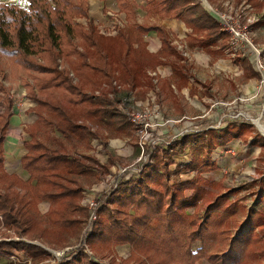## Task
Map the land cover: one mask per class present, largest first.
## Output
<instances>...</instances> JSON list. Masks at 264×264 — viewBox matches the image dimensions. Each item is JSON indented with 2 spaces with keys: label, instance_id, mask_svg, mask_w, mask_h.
Segmentation results:
<instances>
[{
  "label": "trees",
  "instance_id": "16d2710c",
  "mask_svg": "<svg viewBox=\"0 0 264 264\" xmlns=\"http://www.w3.org/2000/svg\"><path fill=\"white\" fill-rule=\"evenodd\" d=\"M116 1L129 19L128 28L116 35L101 33L89 18L87 0H29L27 9L15 5L0 8L1 51L13 55L33 75L25 81L27 87H32L29 94L35 102L33 110L68 140L97 137L95 125L114 133L130 128L110 95L116 89L114 81L120 79L133 88L145 84L152 86L149 61L166 63L146 49L144 33L157 31L162 40V53L179 54L164 26L139 21L135 0ZM145 2L148 10L159 13L162 18L183 20L192 29L189 35L196 37L198 46L208 48L220 40L227 46L218 21L201 0ZM80 17H85L87 22L75 20ZM243 64L248 77H260L248 58L243 59ZM5 78L6 71L3 70L0 72V215L4 226L13 229L19 237L37 239L35 235L42 218L38 204L48 200L51 202L48 212L54 215L53 223L57 226L50 232L66 235L81 224V215H90L89 207L81 203L85 187L99 181L108 172V165L101 164L92 155H72L63 145L49 149L35 138L24 142L27 152L21 159L22 167L29 173L28 179L7 173L3 140L13 114V101L4 95L9 92ZM254 129L251 122L231 121L220 129L189 133L181 139L199 144L195 150L208 153L237 138L248 141V137L253 136L252 143L256 144L258 136L254 135ZM181 139L172 143L173 153L166 150L163 154H154V161L143 167L137 177L123 179L117 188L103 194L96 209L97 218L87 237L69 260L64 257L53 264H100L84 250L98 238L113 245L131 244L134 252L145 256L138 258L139 263L144 264L147 259L151 261L153 253L160 254L165 264H194L202 257L211 264H239L244 254L241 247L254 244L264 235L254 232L261 224L260 218H254L245 232L235 236L221 256L208 253L210 248L205 243L206 250L201 247L192 251L197 240L205 241L211 226L203 219L197 222L186 211L203 196L204 189L195 185L197 178L178 184L170 182L174 174L197 169L195 161L170 169L175 147ZM215 168L216 164L211 163L199 173ZM263 182L264 175L256 179L259 187L256 196L261 197L264 192ZM189 187L195 189L191 197L184 193ZM216 202L210 205V210L215 209ZM222 223L223 219L218 216L211 222L216 226ZM211 232V237L217 238ZM12 248L33 259L51 255L40 245L22 239L0 240V254ZM137 253L135 255L139 257ZM151 262L155 264L153 260Z\"/></svg>",
  "mask_w": 264,
  "mask_h": 264
},
{
  "label": "rangeland",
  "instance_id": "374dc122",
  "mask_svg": "<svg viewBox=\"0 0 264 264\" xmlns=\"http://www.w3.org/2000/svg\"><path fill=\"white\" fill-rule=\"evenodd\" d=\"M85 2L86 0H81ZM116 1V0H115ZM114 1V2H115ZM210 3L215 5H220L219 2L221 0H209ZM261 3V4H257ZM88 3V10H89V18L92 19L95 22V19L90 14V8H89V0H87ZM102 3L104 5L108 3L103 2V0H99L97 6H102ZM117 3V1H116ZM135 3L137 4V15L138 19L141 22H156L161 19H163L159 13H156L154 11H150L146 8V2L145 0H135ZM203 3V2H202ZM250 4L253 9L250 11L253 13L252 15V22L250 23V33L252 35L253 41L255 44L262 47L264 50V0H230L228 5L219 6L220 9L227 8V6H230V9L232 10H238L239 12L242 11L239 8L244 7L246 4ZM29 4V0H0V8L3 5H15L21 9H27ZM204 4V3H203ZM110 5V3H109ZM222 5V4H221ZM96 6V7H97ZM118 8L109 10L106 7H100L99 10L104 11H110L106 16V20L104 23L100 24V26L95 23L101 33L106 35H116L118 32L122 29L128 28L129 19L127 18V14L121 10L117 3ZM111 8H115V6L110 5ZM206 7V6H205ZM239 7V8H237ZM120 9V11H119ZM121 12V14H120ZM246 12V10H245ZM243 13L242 20L244 23H246L248 18V12ZM170 18V17H167ZM78 22L86 23L87 19L85 17H80L75 19ZM221 27V26H220ZM191 31L192 29L189 28ZM222 30V28H221ZM222 32L225 34V40L227 43V46H225V42H222L221 48H216V50L212 49H204L205 51H214V54H217L218 56H221V52L223 51V48H226L225 57L231 58L227 51L231 48L230 44V37L229 34L222 30ZM146 33L143 34V37ZM193 44L197 45L196 37H192L190 40ZM224 43V46H223ZM176 45V44H175ZM179 54H169L173 55V57H176L177 65L181 67V63H179L180 60H184L186 58L187 50L186 48H182L179 45H176ZM180 48V49H179ZM199 51H202V49H199ZM216 51V53H215ZM175 58V59H176ZM150 60V59H149ZM154 60V59H153ZM161 60H164L161 58ZM156 60L152 61L150 60L149 64L150 68L149 70L156 68L159 64L162 63H154ZM165 61V60H164ZM221 60H217L216 65L217 68H219V65H223L220 62ZM240 60L232 59V66L234 69L237 66H240L238 64ZM243 61V60H242ZM166 62V61H165ZM154 63V64H152ZM243 64V62H241ZM177 66V67H178ZM196 66H198L200 69L206 68L208 69V65L201 64L196 62ZM244 66V64H243ZM233 69V70H234ZM6 71V78L5 82L7 83V86L9 88V92L4 93V95L9 97V95H12V101H13V110H15L16 114L23 116L22 122L19 126L20 131V137H19V143L21 147H24V142L26 140H32V139H38L41 140L46 144V146L49 149H57L59 146L63 145L65 147V150L68 151L72 155H92V154H86V151L93 149L95 143L97 142L96 139H93L94 137H90L88 140H68L66 139L61 133L58 131L52 129L47 122L42 121L39 116L35 113L33 110V107L35 106V102L32 100V97L30 96V92H32V87L26 86V80L32 79L33 75L26 71L14 58L13 55H7L3 53L0 49V72ZM235 72V70H234ZM221 77L218 76V80L224 81V75L223 73L220 74ZM238 76L233 75V83L231 85V92H216L211 90H204L203 94H207V102L206 107L209 109L212 108V111L216 110V113L218 114L217 118L214 119V125L215 128H221L226 121H230L229 119H236L230 116L228 114V109L230 106H233V112L232 115L237 114L238 112H243V117L239 118L240 120L243 119H252L256 118L258 113H260V110L263 107V100L260 95L256 96V89L258 92L259 90V81L256 83L254 80L251 84H247L248 88L247 91L243 90L240 91V84L246 83L244 79L237 78ZM237 78V79H236ZM246 85V84H244ZM246 87V86H244ZM35 91H38L37 88H34ZM126 94V93H125ZM123 95H113L111 96L113 100L116 102L120 101V98ZM254 96V97H253ZM251 97V99H250ZM253 97V98H252ZM261 97V98H259ZM211 98V99H210ZM122 101H125L122 99ZM230 101L232 102V105L230 104ZM253 101V102H252ZM248 104V107L241 108V105ZM252 102V103H251ZM213 105V107H212ZM227 107V109L225 108ZM117 111L119 112V109L116 107ZM2 110L0 105V111ZM116 111V112H117ZM120 113V112H119ZM207 125H204V128ZM198 127L202 128L203 125L200 123ZM255 132L254 135H259L260 141L259 143L264 142V136L261 134V131L259 128L254 125ZM95 129V128H94ZM253 136L250 137L249 141L252 142ZM93 142V144H92ZM246 142V141H245ZM25 151L27 152V149L24 147ZM94 156V155H92ZM219 167L215 168L218 169ZM215 169H211L209 171H213ZM224 175V177L216 179L214 184H212V188L208 187L207 190H205V194L202 192V195H204V200H214L216 198L217 202L215 205V210H210V205L208 206L207 202L200 205V215L196 216V221L198 222V219H203L205 221H208L210 229H207V236H205V241H199L197 240L195 242L196 251L200 249L201 247L206 250L207 245L210 250H208V253L213 255H220L217 250H221L223 247L217 246V248H213L214 244L216 243V238L211 237L212 234H215L217 236V239L219 238V234L222 235L224 231H226V237L227 239L231 237L233 233H235L241 224V220L244 218V216L247 214V209L249 208L250 212L249 214H252L255 212L258 214H261L262 217H260V225L255 227V232L259 235L264 234V192L262 193L261 197L256 196V193L259 189V187L256 185L255 181L258 178H261L264 175V148L261 152V154L258 157H254L250 160V162L246 165L243 164L238 169L230 170L228 167H223L222 169L219 168ZM18 175L21 176L23 179H28L29 173L24 170H18ZM208 172V171H207ZM109 173V172H108ZM106 173L102 178L95 183V185H86V190L84 191L81 203L85 205L84 199L86 197V194L88 195H96L97 190L98 195L100 196V193L103 191V181L108 174ZM220 173V172H215ZM214 172L211 174L213 177ZM135 178V177H134ZM227 178V179H226ZM199 184H206L209 178L207 176H201L199 175L197 178ZM225 180V183L223 182ZM203 182V183H202ZM98 184V185H97ZM97 185V186H96ZM264 186V182L262 184ZM95 187V190L93 188ZM202 187V186H201ZM203 189V187H202ZM86 192V194H85ZM110 193V192H109ZM104 194V193H103ZM87 195V196H88ZM217 196L218 199H217ZM100 198V197H99ZM102 198V197H101ZM233 206V208H238L236 214L233 218H229L226 222L225 226L218 227L216 225H212L211 222L213 219L219 215H224L221 210L225 208V204H229ZM51 207V202L48 200H42L38 204L39 208V215L42 216L40 219V225L38 226V233L35 235L37 239L31 240L26 237H19L13 229L2 227V224L0 225V236L11 238L14 240L22 239L26 242L34 243L37 245H40L41 247L47 249L51 255H44L39 256L37 258H31L28 254L22 252L21 250H17L16 248L10 249L8 252H5L3 254H0V264H53L57 261H59L62 258H66L69 260L71 258V255L74 253V251L81 245L83 240L87 237V234L89 233V230L87 233L85 232V227L89 222V216L85 217L81 215L80 217L83 219L80 225H78L77 228L71 229L69 233L66 235H63L61 233H52L50 231L56 229V225L53 223L54 215H50L48 212ZM58 207V206H57ZM230 207V205L227 207V209ZM252 210V213H251ZM49 213V214H48ZM253 215V214H252ZM1 217V216H0ZM220 217V216H219ZM2 219V218H0ZM223 225V224H222ZM221 225V226H222ZM262 225V226H261ZM198 226V223L195 225V227ZM257 229V230H256ZM222 231V232H220ZM239 232V231H238ZM39 233H41L39 235ZM260 238L252 244L248 249H243L244 254L242 255L241 261L239 264H262L264 263V235L259 236ZM213 249V250H212ZM85 252L91 256L92 259L95 261H98L100 264H144L139 263L140 257H145L143 254L140 255L139 252H134L133 247L129 243H123L118 245H113L107 240L103 239H95L91 243H89L87 246H85ZM192 251L195 252L193 249ZM135 253L139 254L140 256L137 257ZM163 258L160 254L153 253L151 261L153 260L155 264H165ZM148 259L146 260V263L152 264V262ZM198 262V263H197ZM194 264H211L208 259L205 257L199 258L196 260Z\"/></svg>",
  "mask_w": 264,
  "mask_h": 264
},
{
  "label": "crops",
  "instance_id": "0c3cea01",
  "mask_svg": "<svg viewBox=\"0 0 264 264\" xmlns=\"http://www.w3.org/2000/svg\"><path fill=\"white\" fill-rule=\"evenodd\" d=\"M107 1L108 3H106L105 5L104 3H102V6L99 5L97 6L99 0H89L90 14L95 19V23H97L99 26L105 21L107 22L106 15L110 12V11H106V13H104V11L99 10L100 7H106L109 10L112 9L115 10L118 8L115 0H107ZM207 1L209 2V0ZM103 2H106V0H103ZM229 2L230 0H221L219 4L221 3L222 5L220 4L215 6L222 7L224 5H228ZM109 3L110 5L113 4L115 8L114 7L111 8ZM210 4L214 6L212 3ZM257 4H261V3L257 2ZM239 9H241L244 13L248 12V14L246 13L248 15V18L252 17L253 13H251L250 11L253 9V7L249 3ZM156 23L164 26L169 31L172 42L176 45H179L178 47L181 46L182 48H186L187 50L185 51H187L188 55H186V58L184 60L179 61V63L182 64L180 65L181 67H179L176 62L177 60L176 57H173V55L162 53L163 51L162 40L159 37L157 31L150 30L149 32H147L143 37L146 49L152 55L159 56L160 58L164 59L166 63L159 64L156 68L148 70V73L152 79V83H153L152 86L145 84L143 86H137L133 88L130 85L122 82L120 79L115 80L114 85L116 86V89L115 91L111 92L110 95L111 96L123 95L121 96L120 101L115 103L116 107L119 109V112L126 117L124 111L126 110V108H128V106L132 105L134 101L144 100L148 96L153 95L156 97V101L160 105L161 117L166 119L177 120L176 122L169 123L167 126L163 127L162 132L163 134H168L167 135L168 137L172 134H175L176 132H178L180 129L183 128H193V129L199 128L198 125H200V123H202L203 125L202 128L200 127L201 130L215 128V126L212 127V125H214L213 124L215 122L214 119L217 118L218 114L216 113V110L212 111V108L208 109L206 107L205 103L207 102L208 97L207 94H203V91L206 89L216 92L221 91L224 93L231 92L233 75H235L238 76L237 78H240L241 80L244 79L246 81V83L240 84L239 86L240 91L242 92L243 90H245V92H248L247 84H251L253 80L256 83H258L260 77H256V76L248 77L247 70L241 63L243 62L242 60L244 59V57H242L241 55L234 56L231 53L230 49L227 51V54L231 58H227L223 56L226 53V48L222 49L223 51L220 53L221 56L214 54V51L204 50V49L216 50V48L219 49V47L220 48L222 47L221 46L222 42H218L217 44L211 45L208 48L193 44L190 41L192 37L189 35L191 30L187 27V25L183 20L176 18H163L159 21H156ZM135 46L137 47V44H135ZM199 49H202V51H199ZM232 59L240 60L238 62L240 66H237L234 69V67L232 66L233 64ZM217 60H221L220 62L221 64H223V65H219V68H217L216 65ZM196 62L208 65V69L206 68L200 69L198 66H196ZM233 69L235 70V72ZM153 72H155L156 74L155 75L152 74ZM222 73L224 75V81L217 79L218 76L221 77L220 74ZM106 86L107 85L104 84V87ZM256 91H257L256 96L261 93L260 96L263 97L262 100L264 102V93L261 90L260 92H258V90L256 89ZM124 98L125 101H122V99L124 100ZM232 102L230 101L231 105ZM248 104H249L248 102L246 103V105L242 104L241 108H243V106L248 107ZM225 108L227 109V107ZM228 112H229L228 114H231L233 112V106L229 107ZM12 113L13 114L9 119V124L7 126L5 137L3 140L4 167L7 173L17 175L18 177L22 178L17 174L18 173L17 171L21 169L24 170L21 164V159L22 156L26 153L24 149L25 146L21 147L19 143V137H20L19 126L20 123L22 122L23 116L16 114L13 108H12ZM258 118L264 123V104L262 109L260 110V113H258V115L256 116V119ZM229 120L230 121H226L222 127H224L225 125H227L228 122L231 121H246V122H251L253 125H256L251 119H246V120L229 119ZM204 125L207 126L204 128ZM94 128L99 133L97 137L93 138L97 140V142L95 143L96 146H94L93 149L86 151V154H92L100 161L101 164L108 165V172H113L121 167H126V166L137 167L138 164L137 161L140 157L141 151L137 145V137L132 126H130V128H128L127 131L118 130L116 133L111 132L106 127H102L98 125H95ZM256 136H258L256 144H253L252 142L249 141L251 136L248 137V141L246 142L241 138H237V139H233L231 142H229L224 146H219L215 148L214 150L208 153L207 152L201 153L195 150V147H197L199 144L196 145L193 142L184 141L181 139L183 136L177 138L181 140H179L177 146L175 147L176 153L173 156V162L170 165V169L174 170L178 165L188 164L191 161H195L197 169L184 170L179 174H174L171 176L170 182L172 184H178L181 182L192 180L194 178H198L200 174L201 176H207L209 180L207 181L206 184L202 182L203 184L201 185L197 180L195 185L202 186L205 192V190H207L208 187L212 188V184L216 182L215 181L216 179L218 180L219 178L220 180V178L224 177V175L222 174L219 168L222 169L223 167H228L230 170L232 169L235 170L238 169L243 164L247 165L251 159H253L254 157H258L261 154L264 148V142L259 143L260 137L259 135ZM165 152L166 150L157 153L163 154ZM154 159H155V155H153L152 162L154 161ZM211 163L216 164V166L219 168L213 171H208V172L203 171L199 173V171H202L205 167H209V164ZM213 172H214L213 177H211L212 176L211 174ZM215 172H220V173H215ZM127 178H134V177L129 176ZM223 182L225 183V180ZM94 185L95 183L93 184V186ZM194 191L195 189L193 187H189L185 189L184 193L187 197H191L194 194ZM204 197L205 196L203 195L195 204L189 205L186 208V211L191 218H195L196 216L200 215L201 213L200 205L202 204L203 201L204 203L207 202L205 203L208 205L206 207H209V205H211L216 201V198L214 200H208V199L204 200L205 199ZM218 197L219 196H217V198ZM229 205L230 207L227 209ZM237 209L238 208H233L231 203L225 204V208L221 210V212L224 215L218 214V217L220 216L219 218L223 219V223H222L223 225L221 224L222 226L220 225L218 227L222 228L223 226H225L228 219L234 217V215L237 212ZM249 212L250 210L248 208L247 214L241 220L239 229L235 233H233L230 238L228 239L226 238L228 236V234L226 235V231H224L222 235L219 234L218 236L219 238L218 239L216 238L215 240L216 243L214 244L213 248H217V246L223 247L221 248V250H217L219 253H223L227 251L231 240L235 236H237L239 233L245 232L247 228H249V225L251 224L254 218L262 217L261 214H258L256 212L255 214L252 213V210L251 213L253 215L249 214ZM0 216H1L0 218H2L0 219V225L2 224L1 226L2 228L5 226H4L3 217L2 215ZM256 234H259V232ZM3 239L10 240L11 238L0 236V240ZM195 246L196 244L194 243L192 249L196 251ZM250 246L251 245H248L246 247L242 246L241 250H243L244 248L248 249Z\"/></svg>",
  "mask_w": 264,
  "mask_h": 264
},
{
  "label": "built area",
  "instance_id": "2783aa9c",
  "mask_svg": "<svg viewBox=\"0 0 264 264\" xmlns=\"http://www.w3.org/2000/svg\"><path fill=\"white\" fill-rule=\"evenodd\" d=\"M212 16L219 22L223 31L227 32L230 37L231 53L234 56L241 55L248 58L253 67L260 73L259 88L264 93V50L261 46L254 43L250 33V23L252 19H247L246 23L243 22L242 11H236L227 8L220 9L219 7L212 6L207 0H201ZM152 74H156L153 72ZM12 98V95H9ZM128 122L133 127L137 137V145L141 151L140 157L137 161V167L126 166L118 170L109 172L103 181V191L98 195H88L84 199L85 205L91 210L89 215V222L85 227L87 233L91 228L93 221L97 218L96 209L101 202L103 193H109L118 187L123 179L129 176L137 177L143 167L152 162L153 155L157 152L168 150L173 151L172 143L179 137H182L190 132H199L201 128H183L175 134L167 136L163 134V127L169 123L176 122L177 120L162 118L160 115V105L153 95L148 96L144 100L134 101V103L124 111ZM243 112H238L234 116V120L243 117ZM264 135L259 125L255 122L256 118L251 119ZM214 127V126H212ZM132 168V170H131ZM95 190V187L93 188ZM88 195V196H87ZM100 197V198H99Z\"/></svg>",
  "mask_w": 264,
  "mask_h": 264
},
{
  "label": "bare ground",
  "instance_id": "6f19581e",
  "mask_svg": "<svg viewBox=\"0 0 264 264\" xmlns=\"http://www.w3.org/2000/svg\"><path fill=\"white\" fill-rule=\"evenodd\" d=\"M255 122L259 125L262 131H264V123L258 118Z\"/></svg>",
  "mask_w": 264,
  "mask_h": 264
}]
</instances>
